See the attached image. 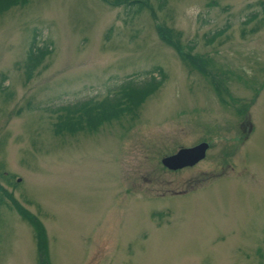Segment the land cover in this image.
I'll return each instance as SVG.
<instances>
[{"label":"rangeland","instance_id":"rangeland-1","mask_svg":"<svg viewBox=\"0 0 264 264\" xmlns=\"http://www.w3.org/2000/svg\"><path fill=\"white\" fill-rule=\"evenodd\" d=\"M147 1L0 11V186L48 264H264L263 0ZM31 43L48 49L32 67ZM150 76L129 109L52 130L60 106ZM199 142L196 163L161 164ZM2 200L0 264H40Z\"/></svg>","mask_w":264,"mask_h":264},{"label":"trees","instance_id":"trees-1","mask_svg":"<svg viewBox=\"0 0 264 264\" xmlns=\"http://www.w3.org/2000/svg\"><path fill=\"white\" fill-rule=\"evenodd\" d=\"M26 0H0V11L7 9L13 5L18 3H22ZM106 1L110 5H118L120 3L124 4L126 8H132L137 13L143 8H148L150 12V6L148 5L147 0H103ZM159 4H163L165 0H157ZM261 9L264 11V0L260 2ZM160 25H157V29L161 30V35L164 39H168L166 32ZM44 47V46H43ZM33 49V51H32ZM46 47L40 48L31 43L28 54H27V62L26 65L32 67L34 64L39 62V60L46 55L48 52ZM187 54V53H186ZM188 55V54H187ZM191 58V57H190ZM199 62V61H198ZM205 72L204 70H202ZM206 73V72H205ZM207 74V73H206ZM210 75V74H209ZM159 79H155L154 76H150L149 78L136 81L133 79H126L121 82L116 90L112 93L106 94L100 100L86 99L82 100L78 103H74L71 105H64L57 108L58 116L62 119L59 121H55L52 124V130L54 133H59L62 130L75 129L81 126L83 121L82 118L89 123H95L99 121L98 118L102 117L104 114H109L115 111L122 112L124 109H129L134 105V102L138 101L137 99H141L143 96L151 92L156 86L159 84ZM213 84V83H212ZM127 107V108H125ZM84 116V117H82ZM3 196H7L11 200V204L21 216H24L27 220H29L36 231V236L38 238V255L40 260V264H48L47 256H46V244L44 241V234L41 226L38 225L36 219L30 215V213L23 209L14 198H11L8 193L0 186V203H3Z\"/></svg>","mask_w":264,"mask_h":264},{"label":"water","instance_id":"water-1","mask_svg":"<svg viewBox=\"0 0 264 264\" xmlns=\"http://www.w3.org/2000/svg\"><path fill=\"white\" fill-rule=\"evenodd\" d=\"M207 148L206 142H199L190 147L179 148L175 153L163 156L160 161L162 165L171 170L189 166L202 159Z\"/></svg>","mask_w":264,"mask_h":264}]
</instances>
